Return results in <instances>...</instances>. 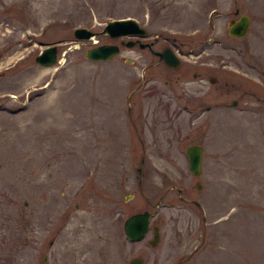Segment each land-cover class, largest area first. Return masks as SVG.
<instances>
[{
	"label": "rangeland",
	"instance_id": "obj_1",
	"mask_svg": "<svg viewBox=\"0 0 264 264\" xmlns=\"http://www.w3.org/2000/svg\"><path fill=\"white\" fill-rule=\"evenodd\" d=\"M236 8L250 17L243 37L227 32ZM126 16L185 41L209 37L215 81L190 84L206 89L180 100L192 110L174 104L178 115H158L141 102L146 123L132 122L126 97L140 79L124 59L138 58L125 45L123 57H84L116 42L98 32ZM78 26L97 40L76 39ZM51 43L58 61L38 64ZM192 143L203 148L198 175L188 168ZM153 208L144 238L129 240L124 219ZM136 256L264 264V0H0V264Z\"/></svg>",
	"mask_w": 264,
	"mask_h": 264
},
{
	"label": "flooded vegetation",
	"instance_id": "obj_2",
	"mask_svg": "<svg viewBox=\"0 0 264 264\" xmlns=\"http://www.w3.org/2000/svg\"><path fill=\"white\" fill-rule=\"evenodd\" d=\"M234 13L237 16L230 17L229 23L231 19H237L240 15L237 8ZM140 26L146 30L145 34H133L127 37L118 36L115 37L116 42L114 43H118V51L115 55L121 54V57H123L122 52L124 50L121 46L125 45L123 41H133V44L125 46L131 50L129 56L138 59L135 60L136 62L132 59L124 60L130 66V76L134 79L139 76L140 80L126 97V115L131 118L132 122H136V118H138V121L144 124L146 119L143 118V115L146 114V109L142 105H145L151 113L162 111V113L168 112L169 114L178 115L180 111L178 112L172 106L176 104L181 109L187 110L189 104L185 102L180 105V100L190 102L194 98L191 92L196 95L204 86L202 84L199 87L194 86L192 89L189 87L190 84L192 82H195V85L196 82H214L215 77L211 73L214 59L213 51L205 52L209 44L208 36L202 40L193 36L185 41L183 38L186 37L179 38L181 36L169 35L162 31L151 32L148 27L141 24ZM209 30H212L211 24ZM201 43L204 44L200 45ZM137 47L139 49H136ZM144 83L146 89H144ZM189 108L192 110L194 107ZM206 108L209 109V105H206ZM153 123L161 125L162 120L153 121ZM143 160L144 156L142 155L141 162ZM192 201L198 205L195 200Z\"/></svg>",
	"mask_w": 264,
	"mask_h": 264
},
{
	"label": "water",
	"instance_id": "obj_3",
	"mask_svg": "<svg viewBox=\"0 0 264 264\" xmlns=\"http://www.w3.org/2000/svg\"><path fill=\"white\" fill-rule=\"evenodd\" d=\"M250 25V18L248 14H241L237 19H231L228 25L227 32L233 36L243 37L247 34ZM146 30L141 27L139 22L134 17H120L107 21L102 29L98 32L100 34H107L110 37L129 36L133 34H145ZM97 32L90 30L86 26L75 27L73 36L76 39H90L95 36ZM125 45L133 44V41H123ZM118 51V44L116 43H100L92 44L86 48L84 57L90 60L109 59L113 57ZM58 47L56 43L46 45L35 55V61L40 65H53L58 61L57 57ZM170 62V61H169ZM236 100L232 101V105L236 104ZM186 155L188 158V168L192 174L198 175L201 172L203 148L200 144L192 143L186 147ZM140 171V167H138ZM199 187L200 183H196ZM180 191V189H178ZM197 203V202H196ZM158 204V202L156 203ZM156 210H144L134 212L127 216L123 222V230L127 238L131 241L141 240L149 229L150 217ZM152 235L148 239V243L155 246L160 240V228L157 223H153ZM129 264H144L142 257L136 256L129 260Z\"/></svg>",
	"mask_w": 264,
	"mask_h": 264
},
{
	"label": "bare ground",
	"instance_id": "obj_4",
	"mask_svg": "<svg viewBox=\"0 0 264 264\" xmlns=\"http://www.w3.org/2000/svg\"><path fill=\"white\" fill-rule=\"evenodd\" d=\"M91 37H92V36H91ZM92 39H93V41H96V40H97L96 37H94V36H93ZM92 217H93V216H92ZM88 218H89V217H88ZM89 220H90V218H89ZM91 220H92V219H91Z\"/></svg>",
	"mask_w": 264,
	"mask_h": 264
}]
</instances>
